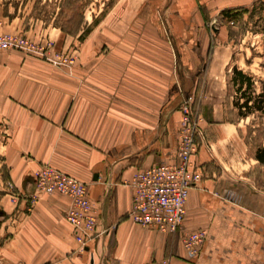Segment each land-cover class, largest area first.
<instances>
[{
	"label": "crops",
	"instance_id": "crops-1",
	"mask_svg": "<svg viewBox=\"0 0 264 264\" xmlns=\"http://www.w3.org/2000/svg\"><path fill=\"white\" fill-rule=\"evenodd\" d=\"M257 1L168 4H174L176 20L192 22L185 27L194 30L214 7L247 8ZM169 5L155 17L164 39L151 31L133 36L132 43L104 37L96 44L90 34L80 41L83 31L65 37L52 26L40 34L37 24L25 29L16 17L0 18V32L43 35L58 54L70 47L75 58L66 67L43 56L0 53V129L6 133L0 264H264V187L254 179L257 161L248 158L239 125L222 122L202 130L193 157L202 178L190 192L184 224L186 232H207L194 260L187 259L181 234H160L130 217L133 177L176 160L181 105L201 67L182 62ZM214 77L210 65L208 81ZM45 165L88 185L98 224L83 250L65 217L70 200L59 194L35 200V175Z\"/></svg>",
	"mask_w": 264,
	"mask_h": 264
},
{
	"label": "rangeland",
	"instance_id": "rangeland-1",
	"mask_svg": "<svg viewBox=\"0 0 264 264\" xmlns=\"http://www.w3.org/2000/svg\"><path fill=\"white\" fill-rule=\"evenodd\" d=\"M70 2L72 8L65 14L84 16L80 41L90 34L91 41L96 44L104 37L110 39V42L122 37L132 43L133 36L135 38L137 35L144 36L148 32L151 34V31L152 37L164 39L161 23L155 17L169 5V0H0V18L4 20L5 16L16 17L23 28L29 29L31 25H35L34 29L39 28V33L42 34L41 28L48 26L57 28L55 26L57 14ZM262 3L264 0H259L242 9L220 10L221 8L214 7L210 12L203 13L204 18L198 21L200 25L194 30L190 28L192 22L181 23L176 20L174 4L170 3L168 7L174 17L170 19V23L175 31L173 34L175 43L182 48V62L193 63L195 67L201 66L198 68L194 85L191 87L190 84L191 93L188 94V97H191L190 106L195 122L201 130L209 124L222 122L239 125L240 134L247 147V156L251 147L248 141L250 136L248 127L252 124L253 118L243 121L237 119L232 106L233 99H229L227 95L226 77L233 67H238L256 80L264 81V5ZM246 9L248 13L242 11ZM185 24L190 26L188 30ZM179 26L184 28L180 30ZM0 34L26 38L32 49L35 47L37 49L5 51H19L33 57L43 56L44 59L62 63L66 67L67 63L75 61L74 57L69 56L70 47L58 50L60 52L58 54L53 50L55 43L44 40L43 35L35 38L24 32H0ZM63 35L68 36L64 33ZM42 48H45V51L38 52V49L41 51ZM48 50L53 54L51 53L47 58L44 54ZM210 65L216 77L209 78L208 81ZM204 66L206 67L203 68ZM192 72L193 70L189 72L190 77H193ZM189 79L191 83V78ZM206 90L209 92L208 95ZM180 111L182 122L184 115L183 111ZM254 128H258L259 131L253 137L264 143V125L260 120H256ZM4 137L6 133L0 129V157L3 153V143L6 141ZM196 142L198 146L202 142V138L198 135Z\"/></svg>",
	"mask_w": 264,
	"mask_h": 264
},
{
	"label": "built area",
	"instance_id": "built-area-1",
	"mask_svg": "<svg viewBox=\"0 0 264 264\" xmlns=\"http://www.w3.org/2000/svg\"><path fill=\"white\" fill-rule=\"evenodd\" d=\"M26 48L37 50L36 47L32 49L26 38L0 34V51ZM42 51L45 48L38 49V52ZM67 64L72 65L73 62ZM190 101L191 97H188L181 105L184 119L180 126L176 160L140 171L131 180L133 206L130 217L141 227L160 234H181L187 259L194 260L207 240V232L184 230L190 192L202 178L194 170L193 157L198 149L196 135L203 139V131L195 122ZM35 183V200L53 194L70 200L65 217L83 250L87 242L93 240L98 224L97 210L89 197L88 185L50 165H45L36 173Z\"/></svg>",
	"mask_w": 264,
	"mask_h": 264
},
{
	"label": "trees",
	"instance_id": "trees-1",
	"mask_svg": "<svg viewBox=\"0 0 264 264\" xmlns=\"http://www.w3.org/2000/svg\"><path fill=\"white\" fill-rule=\"evenodd\" d=\"M71 8V2L61 8L56 17L55 26L68 36H77L84 26V16L65 14ZM242 11L248 13L247 9ZM226 82L227 95L229 99H233L232 106L237 119L243 121L253 118L252 124L248 127L250 132L248 141L251 145L248 156L257 161L254 179L258 186L264 187V143H260L258 138L253 137L259 131L258 128H254L256 120H260L264 125V81L256 80L238 67H233L227 74Z\"/></svg>",
	"mask_w": 264,
	"mask_h": 264
}]
</instances>
